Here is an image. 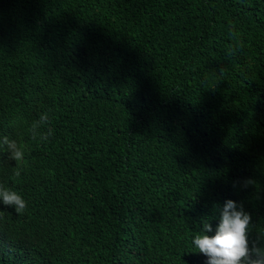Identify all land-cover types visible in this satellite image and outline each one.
<instances>
[{
  "label": "trees",
  "instance_id": "trees-1",
  "mask_svg": "<svg viewBox=\"0 0 264 264\" xmlns=\"http://www.w3.org/2000/svg\"><path fill=\"white\" fill-rule=\"evenodd\" d=\"M5 136L0 264H206L229 199L262 249L264 0H0Z\"/></svg>",
  "mask_w": 264,
  "mask_h": 264
},
{
  "label": "clouds",
  "instance_id": "clouds-1",
  "mask_svg": "<svg viewBox=\"0 0 264 264\" xmlns=\"http://www.w3.org/2000/svg\"><path fill=\"white\" fill-rule=\"evenodd\" d=\"M49 116L42 113L39 119L33 121L30 133L33 140L47 142L53 135L49 124ZM46 128V130H45ZM23 164V151L15 140L7 136L0 140V172L6 171V184L0 180V201L6 206L14 207L17 214H22L26 209V201L18 192L10 190L8 169ZM15 176H20V171H15ZM250 180L244 182L247 187ZM251 224V215L247 213L242 204L229 199L224 203L220 221L215 229L214 236L197 234L192 243L200 253L207 257L206 264H264V246H257V241L248 239V230ZM209 223L203 225L204 232H211Z\"/></svg>",
  "mask_w": 264,
  "mask_h": 264
}]
</instances>
